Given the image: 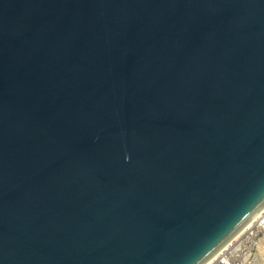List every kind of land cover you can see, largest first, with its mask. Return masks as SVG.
<instances>
[{
	"label": "water",
	"instance_id": "95a60500",
	"mask_svg": "<svg viewBox=\"0 0 264 264\" xmlns=\"http://www.w3.org/2000/svg\"><path fill=\"white\" fill-rule=\"evenodd\" d=\"M264 207V0H0V264H205Z\"/></svg>",
	"mask_w": 264,
	"mask_h": 264
},
{
	"label": "built area",
	"instance_id": "2783aa9c",
	"mask_svg": "<svg viewBox=\"0 0 264 264\" xmlns=\"http://www.w3.org/2000/svg\"><path fill=\"white\" fill-rule=\"evenodd\" d=\"M264 238V209L238 236L230 240L208 264H259Z\"/></svg>",
	"mask_w": 264,
	"mask_h": 264
},
{
	"label": "bare ground",
	"instance_id": "6f19581e",
	"mask_svg": "<svg viewBox=\"0 0 264 264\" xmlns=\"http://www.w3.org/2000/svg\"><path fill=\"white\" fill-rule=\"evenodd\" d=\"M262 209H264V207L261 208V210H262ZM261 210H260V211H261ZM260 211H258L257 213L254 214V216L251 218V220L247 223V226L252 222V220H253L255 217L258 216V214L260 213ZM247 226H245L244 228H242V229L236 234V236H238L240 233H242V232L246 229ZM236 236H235V237H236ZM225 245H226V244H225ZM225 245H224V246H225ZM224 246H223V247H224ZM223 247H222V248H223ZM222 248H221V249H222ZM221 249H220V250H221ZM220 250L217 251V252H216V253H215V254H214L209 260H207L205 264H208V263L211 261L212 258L216 257V256L218 255V253L220 252ZM262 254H263V256H264V247H262Z\"/></svg>",
	"mask_w": 264,
	"mask_h": 264
},
{
	"label": "rangeland",
	"instance_id": "374dc122",
	"mask_svg": "<svg viewBox=\"0 0 264 264\" xmlns=\"http://www.w3.org/2000/svg\"><path fill=\"white\" fill-rule=\"evenodd\" d=\"M262 237V236H261ZM262 247H264V238L262 237ZM258 254H259V257H260V262H259V264H264V256H263V254L262 253H260V252H258Z\"/></svg>",
	"mask_w": 264,
	"mask_h": 264
}]
</instances>
